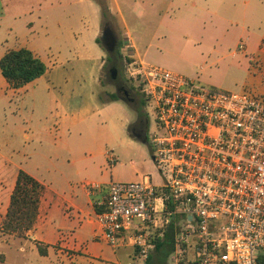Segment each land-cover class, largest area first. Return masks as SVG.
<instances>
[{
  "label": "built area",
  "instance_id": "2783aa9c",
  "mask_svg": "<svg viewBox=\"0 0 264 264\" xmlns=\"http://www.w3.org/2000/svg\"><path fill=\"white\" fill-rule=\"evenodd\" d=\"M125 72L141 87L153 119L150 143L161 180L110 182L96 239L114 249L132 247L145 264L156 248L154 235L173 223L176 264H259L264 96L204 87L144 60L125 61Z\"/></svg>",
  "mask_w": 264,
  "mask_h": 264
},
{
  "label": "crops",
  "instance_id": "0c3cea01",
  "mask_svg": "<svg viewBox=\"0 0 264 264\" xmlns=\"http://www.w3.org/2000/svg\"><path fill=\"white\" fill-rule=\"evenodd\" d=\"M56 4L54 0H0V59L9 50L27 48L47 67L42 77L20 88H14L0 70V223L21 170L43 187L27 240L16 242L15 234H8L14 239L10 244L0 239V264H127L135 258L132 247L114 249L96 239L102 230L97 214L104 210L101 204L109 184L102 160L107 152H90L76 141L69 143L73 133L83 136L85 125L117 102L99 98L106 63L105 49L97 42L99 27L85 28L83 35L71 32L68 41H57L58 48L54 42L32 37L34 12ZM257 23L262 30L264 17ZM26 32L30 38L24 37ZM240 41L245 44L241 55L246 60V82L264 93V72L253 63L258 56L264 63V29L246 31ZM53 49L61 55L58 62L50 56ZM135 118L125 125L133 138L130 126ZM55 124L60 128L58 137L51 132Z\"/></svg>",
  "mask_w": 264,
  "mask_h": 264
},
{
  "label": "rangeland",
  "instance_id": "374dc122",
  "mask_svg": "<svg viewBox=\"0 0 264 264\" xmlns=\"http://www.w3.org/2000/svg\"><path fill=\"white\" fill-rule=\"evenodd\" d=\"M55 1V8L34 12L32 19L35 33L31 34L32 37L39 36L42 41L54 42V48H58L57 41L67 39L71 32L83 35L85 28L94 31L99 27L101 36L103 25L109 23L116 31L118 50L124 57L150 62L218 91L247 90L259 97L264 96L259 89L246 82V60L239 48L241 38L246 37V31H263L264 28L259 30L262 27L257 22L264 17V0ZM46 24L49 25V30ZM20 36L30 38L27 32L24 37L23 34ZM261 47L264 48V41ZM53 51L50 56L58 62L62 59L61 55L54 49ZM234 52L238 55L236 58L232 57ZM105 55V64L110 67L107 51ZM125 61L126 58L117 75L129 88L132 85L125 72ZM253 63L258 72H264V63L259 56ZM128 88L133 94V90ZM116 92L114 83L103 75L99 98L107 100ZM138 97L141 102L144 101L141 95ZM130 105L117 100L95 122L85 125L83 136L73 133L69 143L76 141L90 152H107L115 156L118 160L115 164L109 162V155L102 159L109 183L142 181L144 178L158 183L161 176L150 143L155 130L153 119L150 120L147 137H131L128 127L125 128L127 121H133L136 115ZM51 132L55 137L59 136L60 128L57 124L51 126ZM15 238L16 242L27 240L25 235ZM0 239L9 244L14 240L2 233ZM189 252L191 253L188 251V254ZM1 257L2 254L0 262ZM133 260L140 263L139 257ZM168 264H176L174 254L169 258Z\"/></svg>",
  "mask_w": 264,
  "mask_h": 264
},
{
  "label": "trees",
  "instance_id": "16d2710c",
  "mask_svg": "<svg viewBox=\"0 0 264 264\" xmlns=\"http://www.w3.org/2000/svg\"><path fill=\"white\" fill-rule=\"evenodd\" d=\"M97 42L101 45L100 37ZM132 61L130 56L124 57L118 50L112 62L118 71L123 68V61ZM110 61V59H109ZM0 70L3 77L14 87L20 88L42 77L47 70L45 63L27 48L9 50L0 59ZM131 82V81H130ZM133 83L131 82V85ZM131 88H135L132 85ZM141 90V87H137ZM112 100H119L117 93L110 95ZM146 100L143 104L146 106ZM142 116V114H140ZM42 185L24 171L18 174L17 182L11 196L8 212L0 225V231L5 234L23 236L31 230L36 222L39 210ZM104 211L101 209L99 212ZM175 224H170L161 237L155 235V251L149 256L145 264H168V260L175 252ZM42 253V248L39 246ZM258 263L264 264V253H260Z\"/></svg>",
  "mask_w": 264,
  "mask_h": 264
},
{
  "label": "flooded vegetation",
  "instance_id": "af4514ba",
  "mask_svg": "<svg viewBox=\"0 0 264 264\" xmlns=\"http://www.w3.org/2000/svg\"><path fill=\"white\" fill-rule=\"evenodd\" d=\"M100 39L101 45L103 46L105 51H107L108 60L110 59L109 62L111 63L110 67H107V65L105 64L103 75L106 78H110V81L114 83V87L117 90L116 93L121 97L120 99L127 102L129 105L131 103L133 107L132 109L136 114V118L130 126L131 133L139 139L147 137L150 128L151 116L147 111L148 108L146 109L147 103L145 106L143 102L140 101L138 95H141L144 101L146 99L144 98L141 90L137 88L138 85L135 84L133 81L129 80L133 83L132 85H134L135 87L131 88L132 86H129V88L132 89L134 92L133 94H131V92L127 90V85L121 81L122 78L117 75L118 70L112 65V62L117 56L119 39L117 37L116 31L111 27L109 23H105L103 25L102 35L100 36ZM119 93H121V95L124 94V96H121ZM140 114H142V116H140Z\"/></svg>",
  "mask_w": 264,
  "mask_h": 264
}]
</instances>
